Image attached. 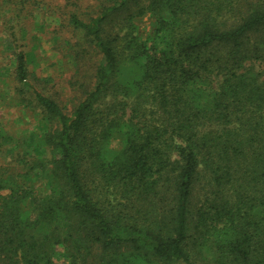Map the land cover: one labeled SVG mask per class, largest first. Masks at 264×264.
<instances>
[{"label": "trees", "instance_id": "16d2710c", "mask_svg": "<svg viewBox=\"0 0 264 264\" xmlns=\"http://www.w3.org/2000/svg\"><path fill=\"white\" fill-rule=\"evenodd\" d=\"M48 2L0 0V28L56 18ZM80 2L67 54L92 70L71 113L1 39L41 112L0 133V264H264V0Z\"/></svg>", "mask_w": 264, "mask_h": 264}, {"label": "rangeland", "instance_id": "374dc122", "mask_svg": "<svg viewBox=\"0 0 264 264\" xmlns=\"http://www.w3.org/2000/svg\"><path fill=\"white\" fill-rule=\"evenodd\" d=\"M48 1L47 12L56 11V18L49 19L41 13L37 15L33 10V15L24 20L26 29L0 28V68L2 69L0 73V133L4 135L22 139L27 130L37 127V115L39 116L41 112L32 90H27V92L17 90V86L21 85L15 77V52L3 51L5 45L3 47L1 39L9 38L12 30L15 31L18 43L15 50L30 51L28 81L31 86L56 100L67 113H71L73 107L82 98L79 85L86 81L87 74L92 70V60L90 59V62L87 59L80 63L81 71L77 73L73 59L67 54V50L71 47L70 43L75 42L76 36L68 25V9L64 7L65 0ZM90 1L93 0H81L80 3L82 7H86ZM58 6H61L63 10H59ZM38 9L41 12L46 10ZM135 20L138 25V34L142 39L153 35L156 27L153 14L147 13ZM35 21L40 24H35ZM43 22L44 24H41ZM0 24H3L1 20ZM19 44L22 45L18 46ZM130 71L126 61L121 68L120 78L131 79ZM119 145L118 139L112 143L116 150ZM12 159L9 156L4 158L0 155L2 165L9 164ZM36 185L42 186L41 181L39 180ZM62 260L63 258L60 261Z\"/></svg>", "mask_w": 264, "mask_h": 264}]
</instances>
